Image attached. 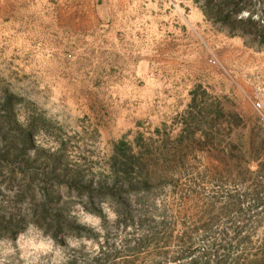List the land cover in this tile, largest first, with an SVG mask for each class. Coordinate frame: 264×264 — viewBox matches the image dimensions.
<instances>
[{
  "label": "rangeland",
  "instance_id": "rangeland-1",
  "mask_svg": "<svg viewBox=\"0 0 264 264\" xmlns=\"http://www.w3.org/2000/svg\"><path fill=\"white\" fill-rule=\"evenodd\" d=\"M262 38L264 0H0V264H264Z\"/></svg>",
  "mask_w": 264,
  "mask_h": 264
},
{
  "label": "built area",
  "instance_id": "built-area-1",
  "mask_svg": "<svg viewBox=\"0 0 264 264\" xmlns=\"http://www.w3.org/2000/svg\"><path fill=\"white\" fill-rule=\"evenodd\" d=\"M250 100L258 113L261 122L264 124V76H258L252 82Z\"/></svg>",
  "mask_w": 264,
  "mask_h": 264
},
{
  "label": "trees",
  "instance_id": "trees-1",
  "mask_svg": "<svg viewBox=\"0 0 264 264\" xmlns=\"http://www.w3.org/2000/svg\"><path fill=\"white\" fill-rule=\"evenodd\" d=\"M249 18H251V17H249ZM236 33H239V32H236ZM264 40V38H262L260 41H263Z\"/></svg>",
  "mask_w": 264,
  "mask_h": 264
}]
</instances>
